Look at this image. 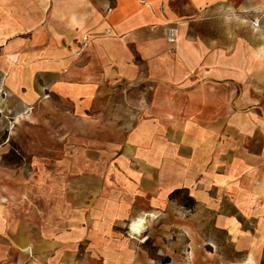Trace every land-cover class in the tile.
Instances as JSON below:
<instances>
[{"label":"crops","instance_id":"0c3cea01","mask_svg":"<svg viewBox=\"0 0 264 264\" xmlns=\"http://www.w3.org/2000/svg\"><path fill=\"white\" fill-rule=\"evenodd\" d=\"M222 5L264 0H0L6 112L85 128L68 166L0 162V263L264 264V18ZM142 209L150 246L121 230Z\"/></svg>","mask_w":264,"mask_h":264},{"label":"rangeland","instance_id":"374dc122","mask_svg":"<svg viewBox=\"0 0 264 264\" xmlns=\"http://www.w3.org/2000/svg\"><path fill=\"white\" fill-rule=\"evenodd\" d=\"M250 11H244L236 7H229L227 5L221 6V22H225L221 26V30L227 29L226 18H230L238 27H248V21L250 19ZM230 26H232L230 24ZM210 30V29H208ZM264 31V25L261 26L259 31ZM174 44V43H170ZM142 86H131L130 89L142 90ZM132 91V90H131ZM126 94L130 91H124ZM134 95V94H133ZM240 92L237 91V97ZM132 96V95H131ZM146 100V99H145ZM129 103L124 100V104ZM64 105L59 102H55L52 106H42L38 110L30 111L24 116H16L14 113H7L3 107V103L0 101V162L6 166H10L13 169L25 168L28 172H31L34 163L38 162L43 167H64L68 166L69 159H65L67 152L75 147L83 146V143H78L80 137L84 133V126L78 125V123L69 122L67 118L62 116L64 112ZM142 107L134 108L133 110H127L125 104V110L130 116L125 120L127 125L124 126L125 133L131 131L134 124L141 119ZM58 109V110H57ZM130 109V108H129ZM133 115V117H131ZM133 118V119H132ZM69 124V125H68ZM74 135L76 143H69L68 136ZM73 162V160H71ZM77 165L82 164L78 158ZM80 161V162H79ZM145 213L146 218H143L139 223H132L133 219H127L121 224V230L123 235L130 241L136 242L142 246H150V239L147 236L148 229L153 221L157 218H148L149 213H155V210L142 209L139 214ZM155 216V214L153 215ZM149 220V225L138 236L129 235V229L133 232V228L138 224L144 225ZM130 227V228H129ZM137 234L136 232H133ZM79 251L83 254L84 249L81 245ZM5 264V263H0Z\"/></svg>","mask_w":264,"mask_h":264},{"label":"built area","instance_id":"2783aa9c","mask_svg":"<svg viewBox=\"0 0 264 264\" xmlns=\"http://www.w3.org/2000/svg\"><path fill=\"white\" fill-rule=\"evenodd\" d=\"M261 18H264V9L250 14V25L254 30H258L261 25ZM166 39L169 43H175L176 31L174 29H168L166 32Z\"/></svg>","mask_w":264,"mask_h":264},{"label":"bare ground","instance_id":"6f19581e","mask_svg":"<svg viewBox=\"0 0 264 264\" xmlns=\"http://www.w3.org/2000/svg\"><path fill=\"white\" fill-rule=\"evenodd\" d=\"M134 232L138 234L140 232L139 228H136Z\"/></svg>","mask_w":264,"mask_h":264}]
</instances>
